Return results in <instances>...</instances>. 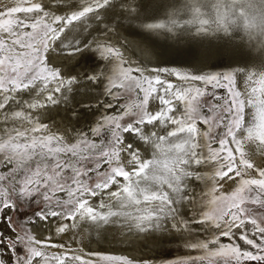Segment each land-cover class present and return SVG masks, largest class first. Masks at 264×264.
I'll list each match as a JSON object with an SVG mask.
<instances>
[{
    "label": "snow or ice",
    "instance_id": "1",
    "mask_svg": "<svg viewBox=\"0 0 264 264\" xmlns=\"http://www.w3.org/2000/svg\"><path fill=\"white\" fill-rule=\"evenodd\" d=\"M135 4L136 0H81L79 10L61 16L47 11L40 0H0V122L20 125L6 127L0 134V165H14L9 172L0 173V221L8 228V232L0 231V264H94L92 259H84L68 249L55 254L45 251L64 246L35 239L23 224L14 221L8 213L19 211V205L29 200L43 206L24 223L68 221L57 226L58 234L81 229L84 224L100 228L113 223L114 218L122 220V226L141 232L163 228V222L169 219L172 229L190 230V221L181 217L174 205L187 201L193 204L194 211L195 201L186 194L191 189L185 181L202 179L198 172L189 169L206 162L199 151L204 138L209 141L208 157L218 165L212 179L239 183L231 194L214 197L212 203L216 207L211 213L204 212L201 219H192L195 224L215 223L219 235L189 247L205 253L199 257L200 264H264V214L257 215L246 206L250 203L264 209V168H255L245 151L246 142L255 143L264 151V72L256 80L254 74L247 75L243 94L246 98H241L234 86V73L192 75L167 67L133 68L125 66L123 54L110 41L94 39L84 42V48L95 50L106 62L103 65L115 62L117 67L105 70L101 65L99 71L83 73L85 83L103 86L106 82L105 91L111 100L125 101L104 104L105 109L115 110L114 114L105 115L90 129L93 137H100L103 130L110 134V139L106 142L102 138L96 143L81 132L75 143L68 144L62 136L45 134L47 125L31 114L47 104H57L56 94L70 93L72 86L78 84L76 77L65 78L58 68L48 65L45 53L50 43L59 40L73 22L90 17L100 21L101 12L112 14L116 7L120 8L119 21L139 20ZM184 16L189 19H183ZM141 25L153 34L161 30L186 34L194 29L197 34L207 35L238 29L251 37L252 30L259 29L264 36V0H191L171 14L166 10L163 18ZM80 51L78 41L67 54ZM161 74L175 76L184 84L162 79ZM192 82L205 87H196ZM208 86L226 88L228 95L208 93ZM33 92L43 99H16L17 94ZM205 97L217 103L208 102ZM150 101L159 104L158 111H149ZM246 106L252 109L247 122ZM82 107L89 109L92 105ZM145 125L171 126V130L166 135L156 131L145 134ZM219 129H223L222 133ZM139 141L152 144L163 159L158 154L151 160L142 159L135 147ZM211 144L218 146L213 148ZM121 151L127 153V163L133 166L131 171L120 163ZM104 165L108 170L101 172ZM93 176L97 182L90 184ZM165 184L175 193V199L163 191ZM113 186L118 190L108 191V199L117 202V210H113L111 203L91 206L87 197H96ZM249 224L251 233L246 227ZM233 229L241 230L238 237ZM223 237L238 239L246 247L223 244ZM87 255L105 264H134L121 255ZM192 264H196L195 260Z\"/></svg>",
    "mask_w": 264,
    "mask_h": 264
},
{
    "label": "rangeland",
    "instance_id": "2",
    "mask_svg": "<svg viewBox=\"0 0 264 264\" xmlns=\"http://www.w3.org/2000/svg\"><path fill=\"white\" fill-rule=\"evenodd\" d=\"M80 1L81 0H63L61 4H57L55 2V0H50L49 2L46 3L49 7L46 4H44L42 1H40V2L45 5L47 11H49L51 13L56 11L53 14L64 16L66 14H70L71 11H73V10H79L80 3H81ZM77 2H79V3H77ZM186 2H191V0H136V4L133 7H134V9L137 10V15L140 17L139 20L130 21L128 19H123L122 22L119 21L121 19L120 15H119L120 8L116 7L112 14L111 13L105 14L104 12H101L100 14L103 17V19L100 21H96L94 19H91V17H90L88 20L83 21V22H73V24H71L65 28L64 37H66V38L70 37L72 30H74L75 28L77 29L75 31V33L76 32L81 33V31H83V33L81 35H84V33L86 34L88 29H91V28H94V27L101 25L103 27L101 29H99V31H97L93 36H91V38L89 39L88 42H90L96 38H97L96 40H99L101 42H104V41L105 42H108V41L111 42L112 41L111 43L114 44L117 48H119V50L123 54V59L126 62L125 66H131V67L133 66L134 68L138 67V66L141 68H145V66H146L145 69H151V68H154V66H155V68H164L161 63L156 62L154 59H152L147 54L145 49L142 46H140V43L136 39L137 37H133L131 35L135 34V32H134L135 29H140V28L143 29V26L141 25L142 22H147L148 20H153V19H156L158 17L163 18V13L166 10L169 14H171L172 12L176 11L177 8H180V6L184 5ZM173 5H175V7H172ZM105 20H110L109 24L107 23V25H106L104 22ZM118 23H120V24H118ZM103 28H107V29L110 28V29L109 30L105 29V30H107L105 32ZM113 30H115L117 32H113ZM110 31H112V32H110ZM96 35L97 36L99 35V36L97 37ZM102 36H103V38H102ZM100 38H102V39H100ZM120 38L125 39L127 44L122 43ZM54 44L55 43H50L51 47L49 48V51L45 53V57H46V61H48L47 62L48 65L50 67L56 66L55 68H58L61 71L62 75L65 76V78L76 77V79H77V77H82L83 80L80 81L78 84L73 85L72 87H73V90H74V87L75 88L79 87V89L81 90L80 94L85 95V96L75 97L76 94H74V92H73V94H74L73 98L70 99L71 101H68L65 104L64 103L65 101H62V99L64 98V94H63V96L61 94H56V98L59 101L57 104H55V105L47 104L44 108L32 110V112H31L32 116L39 123L47 125V130H46L45 134L52 133L53 135L62 136L64 138L65 142L68 144L75 143L76 140L78 139V134L81 132L87 133L88 139L93 140L96 143H99L100 139H102V138L107 142V140L110 139V134L108 132L102 130V135L100 137H93L91 132H90V129L92 127L97 126L103 120V117L105 115L114 114L115 110L105 109L103 107L104 104H107L109 102H111L113 104H117V103H124L125 101L123 100V98L118 100V102L111 100V98L107 95V93L105 91V89L108 87L106 82L103 86H97L91 82L85 83V77H84V75L82 76V74L83 73L86 74V73L92 72V71H99L97 68H99L101 65H102L101 66L102 69L107 70L110 68L111 70H115L117 67L116 63L113 62L110 66L103 65L106 62L99 58V54L95 50H88L87 51V49L84 48V45L81 46V51L78 53L77 56L74 57V59L72 58L71 60L69 59L68 61L61 60V59H59V57L56 56V53H55L56 48H55ZM70 51L71 50H68L66 52V54ZM129 57H130V59H129ZM168 57L170 58V55H168ZM169 61H170V59H169ZM207 61L204 65H202L201 68L198 69V71H197V69H192V70L186 71V70H181L179 68H176V70H178L182 73L188 72V74H192V75H199V74H206V73L207 74L234 73L235 74V85H234L235 89L238 90L239 92H241L239 85H238L236 71L231 65L229 66L227 59H225V58H213V59H210ZM127 63H128V65H127ZM153 64H155V65H153ZM156 64H158L160 67ZM213 66H215V68ZM204 72H206V73H204ZM108 74L111 75V71H109ZM161 75H163L162 79H167L174 84H178V85L184 84L183 81H180L175 76H167V74H161ZM192 83L196 87H200V88L205 87L200 82H192ZM89 89H90V91H88ZM205 90L208 93L215 92L217 96H227L228 95L226 88H215L214 89L212 86H208ZM78 92H79V90H78ZM78 92H75V93H78ZM20 94L22 96L17 94L19 96L18 97L16 95L17 100H20V101L27 100L28 98L29 99H41V100L43 99V96H37L35 92H33L31 94L27 93V95H26V93H20ZM34 95H36V96H34ZM43 95L46 96L47 93H44ZM89 95H91V96H89ZM67 98H69V97H67ZM241 98H245L243 93H242ZM74 100H75V102H74ZM205 100L208 102H211V103H217V101L212 100L211 97H205ZM220 103H222V101H220ZM84 104H91L92 107L89 109H85L82 107V105H84ZM159 107H160L159 104L156 103L155 101L149 102V111H152V112L158 111ZM12 108H15V106L13 105ZM77 110L78 111L79 110L87 111V113H84V114H86L87 117H84L83 114L81 115V117H84V118L78 117L76 114L74 115V112ZM9 111H11V109H9ZM49 111H50V113H49ZM246 112H247V106L245 107V110H244L245 118L247 115ZM69 115H70V117H69ZM57 120L60 121L61 123L58 122ZM85 120H86V122H85ZM127 120H128V118H125L124 122L126 123ZM245 122H246V119H245ZM17 124L18 123H11L10 122L6 125L3 122H0V134H3V130L6 128V126H8L9 128L10 127H17V126L20 127V125L19 124L17 125ZM56 124H57V127H56ZM64 124H65V126H64ZM62 125H63L64 129L62 128ZM25 126H26V124H25ZM48 126H50V127H48ZM169 127L165 128V131L162 132V130L159 129V126L157 125V126H155V128H157V129H154V131H156L158 135H162V133L167 132V129H168V131L171 130V127L170 128ZM199 127H201L203 129V125H199ZM50 128H52V129H50ZM67 129H69L70 131ZM64 130L67 132H64ZM217 131L222 133L223 129H219ZM144 132H145V134H148L146 132V125L144 127ZM74 135H76V136H74ZM73 136H74V138H73ZM125 140L126 141L129 140V137L127 135L125 136ZM146 144L147 143H144L143 141H139L135 144V147L140 152L141 158H143L144 160L146 158V153H147V151L145 149ZM208 144H209V141L207 138H204L201 141V148L199 149V151H200L201 155L205 158L206 162H202V164L199 165V168H198V166H196V168H195L196 172H198L199 174L201 173V176L203 175L202 179H200L198 181L191 179V181H189V186L192 187L193 190L196 189L195 193L191 195V197H193L194 201H195V206H194L195 212L193 211V204H190L191 205L189 207L190 210L188 211V220L191 223H192V219H201L202 214L204 212H209V213L212 212V210L216 207V205H214L212 203L214 197L218 198L220 196H225V195L231 194L232 192L235 191V189L239 183L238 180H235V181L231 180V182H230V180H228V182H230V185L231 184L232 185L231 186L229 185V188L224 186L225 187L224 188L222 186L227 181H219V179H215V180L212 179L218 165L208 157V147L206 146ZM217 146H218L217 144H211V147H213V148H215ZM149 151H150V153H153V152H151V150H149ZM123 152L124 151L120 152V163L125 167L126 170L131 171L133 166H131L127 163V160H128L127 153L126 152L123 153ZM121 157H122V160H121ZM251 162H252V160H251ZM252 163L254 164L255 168L260 167L259 163H257V162L253 161ZM13 166L14 165L3 164L1 167V165H0V173L9 172ZM107 170H108L107 165H104L100 169L101 172H105ZM249 171L251 172V174L253 176H256L257 173L255 171L254 172H253V170H249ZM17 178H19V177L17 176ZM244 178H248V177L245 176ZM95 182H97V181L95 179V176H93L92 180L90 181V184H94ZM234 182H235V184H233ZM121 183H123V181H121ZM4 186L7 187V184H5ZM214 189H215V191H214ZM117 190H118L117 186H113L111 189H109L107 191H117ZM107 191H102L103 193L101 192V194L99 193L96 196V198L101 199V200L98 199L100 203L104 201L103 200L104 198H108ZM217 191H218V193H217ZM58 195H60L62 198L63 197L66 198L65 194H63V193H59ZM99 195L101 196V198ZM87 199L90 200L89 202H91L90 203L91 206H94L92 201L95 198L93 199V197H87ZM103 203H105V202H103ZM42 206H43L42 204L37 205L33 200H29L26 203H22L19 205V211H10L8 214L13 217L14 221L23 224V226L26 227L30 231V234L33 237H35V239L46 241V242L53 244V245H63L64 244L63 246H65L64 248L50 247V248L45 249V251H47L49 253L52 252L53 254H55V253L64 251L65 249H68L71 251L77 250L79 252L78 253L77 251H75V253L77 255H82L84 259H92L94 264H105V262L104 261L97 262L95 257H89L87 254L90 252H99V253H104V254H114V255L125 256L128 259L132 260L134 262V264H192L193 260H195L196 264H200L199 257L205 255V253L202 250L189 247V245H190L189 243L193 244V243H196L197 241L203 242L207 239H212L215 236H218L219 231H220L219 229L216 228L215 223H213V222H209V223H205V224H195L193 222L192 224L190 223V230L191 231L189 230L188 234H187V231H185V233L183 231V233L185 234V237H184V234L182 233L183 237H180L181 242L177 243L178 245L180 244L178 248L171 245L170 247H168V249L161 251V252H158L157 254L151 253V254H147V255L145 254V255L140 256L141 254L136 249H133V247L137 246V244H136L137 241H130L128 243L127 249H126L127 244H125V246L122 249H120V251L118 250V251L111 252L112 250L103 249V245L101 243L97 244V242H95L93 240V238H92V240H90L88 238L87 239L88 241L82 239L80 237L81 235L78 232L79 229L78 230L77 229H70L64 233L58 234L56 231L57 226L61 223H65L66 220H63V222H62V220H59V219H51L47 222H43V221L40 222L39 220H36L35 223H24L30 217L34 218V216H33L34 212L40 211ZM246 206L249 208H253L257 215L264 214V209H259L257 206H254L250 203L246 204ZM58 222H60V223H58ZM2 223L3 222L0 221V229H1L0 231L4 230V232H8V228H6L7 226H5L4 223L3 224ZM43 223H45V224H43ZM191 225L193 227H191ZM194 225H195V227H194ZM196 225L199 227H197ZM246 227H247L249 233H251V231H252L251 225L250 224L246 225ZM199 230L200 231L202 230V231L200 232ZM240 231H241L240 229H233V232H234L236 237H238L240 235ZM197 232H198V234H197ZM201 234H202V236L199 237ZM183 240H184V242H182ZM75 242H76V244H75ZM185 242H187V243H185ZM83 243L85 244L84 246H83ZM221 243H223V244L238 243L242 247L246 246L243 244L242 241H240L238 239L230 240L228 237L221 238ZM173 247H174V249H172ZM107 252H109V253H107ZM5 255H7V253H5ZM136 256H138V257L136 258ZM158 256H159V258H158ZM140 257H141V260H140ZM151 258H155V259H151ZM205 264H207V262H205Z\"/></svg>",
    "mask_w": 264,
    "mask_h": 264
},
{
    "label": "bare ground",
    "instance_id": "3",
    "mask_svg": "<svg viewBox=\"0 0 264 264\" xmlns=\"http://www.w3.org/2000/svg\"><path fill=\"white\" fill-rule=\"evenodd\" d=\"M40 1H42L44 4H46L50 0H40ZM62 1L63 0H55V2L57 4H61ZM9 2H10V0H9ZM77 3H79V2H77ZM182 6H180V8ZM54 12H56V11H54ZM183 19H189V18L187 16H184ZM109 21L110 20H105L104 22L107 25V23L109 24ZM102 27L103 26L99 25L97 27L88 29L86 34L84 33V35H81L83 33V31H81V33H79V32L75 33V31L77 30L75 28L74 30H72V32L70 34V37H67V38L64 37V34H65V31H64L61 34L60 39L57 40L55 42V44H54V46L56 48V49L54 48L56 50L55 51L56 56L59 57V59L65 60V61H68L69 59L71 60L72 58L74 59V57L77 56L78 53H76L74 55H68V54H66V52L68 50H71L72 46H74L76 44V42H78V41L80 42L81 46H83L84 42L89 41L91 36H93L97 32V29H101ZM103 29L106 32L110 28L109 29L103 28ZM105 29H107V30H105ZM110 32H112V31H110ZM113 32H117V31L113 30ZM134 32H135V34L131 35V36L137 37L136 38L137 41L140 43V46H142L145 49L147 54L152 59H154L156 62L161 63L163 67H167L169 69L179 68L181 70H186V71H189V70H192V69H197V71H198V69L201 68L202 65H204L206 63L207 60H210V59H213V58H225V59H227V61L229 63V66L231 65L236 71V76H237L238 85H239L241 94L242 93L244 94L245 91H246V77H247L248 74H250V73L254 74L253 75V80H256L258 78V74L264 72V36L260 35L259 29H253L252 33H251V37H249V35L246 32H244L243 30H238V29L229 30L227 33L223 32V31H217V32H213V33H210V34H207V35L206 34H197L194 29L192 31L186 33V34L179 33V32L168 33V32H166L164 30H161L158 33H154L153 34L152 32L148 31L144 27H143V29L142 28L135 29ZM102 38H103V36H102ZM102 38H100V39H102ZM120 39H121L122 43L127 44L125 39H122V38H120ZM50 47H51V45H50ZM168 55H170V58L168 57ZM129 59H130V57H129ZM169 59H170V61H169ZM127 65H128V63H127ZM153 65H155V64H153ZM156 65H158V64H156ZM213 67L215 68V66H213ZM145 68H146V66H145ZM154 68H155V66H154ZM206 72H204V73H206ZM82 76H83V74H82ZM161 76H163V75H161ZM77 80H78V83H79L80 81L83 80V78L82 77H77ZM78 90H79V92H78ZM88 91H90V89ZM73 92H74V94H76L75 97H77V96H79V97L80 96L81 97L85 96V95H81L80 94L81 90L79 89V87H77V88L74 87V90L72 92H70V93L64 92V96L69 97L67 99H65V98L62 99V101H65L64 102L65 104H66V102L71 101L70 99H72L73 95H74ZM75 92H78V93H75ZM19 95H21V94H19ZM26 95H27V93H26ZM34 96H36V95H34ZM89 96H91V95H89ZM74 102H75V100H74ZM251 112H252V109L247 107V112H246L247 115H246V118H245L246 122L250 119ZM49 113H50V111H49ZM74 113L78 117H81L82 114L84 115V117H87L86 114H84V113H87V111H84V110H79V111L77 110ZM69 117H70V115H69ZM84 117H81V118H84ZM58 122H60V121H58ZM85 122H86V120H85ZM26 126H27V124H26ZM50 126H48V127H50ZM64 126H65V124H64ZM6 127H8V126H6ZM56 127H57V124H56ZM52 128H50V129H52ZM62 128L64 129L63 125H62ZM154 129H157V128H155L152 125H146V132L148 134H150L152 131H154ZM159 129H161L162 132L165 131V128L159 127ZM67 130H69V129H67ZM167 131H168V129H167ZM64 132H67V131L64 130ZM50 134H52V133H50ZM162 135H166V133H162ZM74 136H76V135H74ZM74 136H73V138H74ZM145 147L144 148L147 151L145 160L153 159L154 154H158L159 155V150L155 149L152 144L147 143L145 145ZM149 150H151V152H153V153H150ZM245 151L247 153L248 158H250V160H252V162L255 161V162L259 163L261 168H264V151H261V146L255 144V143H252V142H246L245 143ZM159 158L163 159V156L159 155ZM121 160H122V157H121ZM1 167H2V165H1ZM195 168H196V165H192L189 170L195 171ZM198 168H199V166H198ZM253 172H254V170H253ZM200 175H201V173H200ZM191 179L192 178H189V179H187L185 181V183L188 185V188L191 189L190 192L186 193L189 196L194 194L195 191H196V189L193 190V188L189 186V181H191ZM230 182H231V180H230ZM230 182H228V181L225 182L222 187L225 186V187L229 188ZM233 184H235V182ZM163 191L167 192L170 198H173V199L176 198L175 197V193H173L172 190L169 189L166 184L163 186ZM107 193H108V191H107ZM217 193H218V191H217ZM100 194H101V192H100ZM100 198H101V196H100ZM93 199H94L92 201V203L94 204L93 207H97L99 205V203H100L99 200H101V199L96 198V197H93ZM103 200H104L103 202H105V204L111 203V205L113 207V210H117L118 209L119 205L117 204V202L115 200L109 201L108 198H104ZM190 204L191 203L185 201L183 203H179V204L174 205L176 208L179 209L180 216L183 217L185 220H188V211L190 210L189 207L191 206ZM60 222H58V223H60ZM66 222L68 223V221H66ZM163 223H164V227L163 228H157V229H153V230H150V231L141 232V231H138L135 227H132L131 229H129L128 227L122 226L123 225V221L122 220H117V219L114 218V222L113 223H111V224H109L107 226H101L100 228H96L95 226H90L89 224H84V225H82L81 229L78 230V232L81 235L80 237L82 239L88 241L87 240L88 238L90 240H92V238H93V240L95 242H97V244L101 243L103 245V249L112 250L111 252L118 251V250L120 251V249H122L125 246V244H127V246H126V249H127L128 243L130 241H137L136 242L137 246L133 247V249H136L141 254L140 256H142V255H145V254L147 255V254H151V253L152 254H155V253L157 254L158 252H161V251H164V250L168 249V247H170L171 245L175 246L176 248H178L180 244L178 245L177 243L181 242V238L180 237H183L182 235L185 233V231H187V234H188L189 229H187V228L182 229L181 231H177V230L172 229L170 227V225H171V220L170 219L169 220H165ZM43 224H45V223H43ZM191 227H193V226L191 225ZM194 227H195V225H194ZM197 227H199V226H197ZM183 231H184V233H183ZM197 234H198V232H197ZM201 236H202V234L199 237H201ZM184 237H185V234H184ZM182 242H184V240ZM84 243H83V246L85 245ZM185 243H187V242H185ZM75 244H76V242H75ZM189 244H191V243H189ZM172 249H174V247ZM75 251H77V250H75ZM107 253H109V252H107ZM137 257L138 256H136V258ZM158 258H159V256H158ZM151 259H155V258H151ZM140 260H141V257H140Z\"/></svg>",
    "mask_w": 264,
    "mask_h": 264
}]
</instances>
